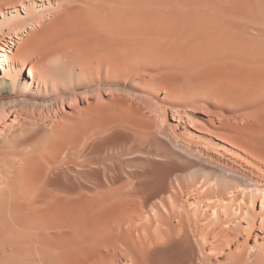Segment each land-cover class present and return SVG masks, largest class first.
I'll list each match as a JSON object with an SVG mask.
<instances>
[{
    "label": "bare ground",
    "instance_id": "bare-ground-1",
    "mask_svg": "<svg viewBox=\"0 0 264 264\" xmlns=\"http://www.w3.org/2000/svg\"><path fill=\"white\" fill-rule=\"evenodd\" d=\"M0 36V92L24 96L0 103V264H264L257 245L247 261L246 244L223 261L237 235L201 228L175 207L198 184L205 194H243L254 180L127 104L129 88L147 92L136 85L141 71H131L149 60L144 82L152 92L165 83L162 103L238 111L263 140L264 0H0ZM102 89L120 95L121 117L120 104L107 114L89 101L75 108L82 120L70 116L74 132L53 116L54 128L45 123L44 109L73 107ZM220 119L209 118L227 125ZM242 133L220 139L261 153L254 144L262 140Z\"/></svg>",
    "mask_w": 264,
    "mask_h": 264
},
{
    "label": "rangeland",
    "instance_id": "rangeland-1",
    "mask_svg": "<svg viewBox=\"0 0 264 264\" xmlns=\"http://www.w3.org/2000/svg\"><path fill=\"white\" fill-rule=\"evenodd\" d=\"M1 38L2 37L0 36V40ZM4 38L9 39V37L6 34ZM141 60H140V66L134 67L135 69L133 68L131 71L132 74L135 75L136 74L138 75L141 71V74L137 76L138 77L137 79L138 81L136 80L137 84L135 83V81L132 83L134 85L136 84L138 87L141 86L140 88L147 89L146 90L147 92L136 90L134 89V87L129 88L133 91V93H135L134 94L135 96L129 97V99H127L128 100L127 104L131 103L134 104V106L135 104H137L136 106H138L140 108L139 110L146 115L145 118L149 122L151 121L157 128H163V129L165 128L168 132L173 134V136L178 142L183 143L195 149V151L199 152L200 154H204L207 157L212 158L213 160L226 164L244 174H247L255 182L253 184V189H251L250 191L246 189L243 194H241L242 189L239 190L232 189L231 192L230 190H228L223 195H219L217 193L215 194V192L214 194L213 192L205 194L204 192L206 190L201 188L200 184H198L195 187L189 189L188 191L182 192L181 196L179 197V200L176 201L177 203L175 204V207L177 206L176 208L180 212L183 211L182 214L185 217L188 214L189 216L190 215L194 216L193 218L190 216L192 218L191 220H194V223L193 222L192 223L198 224L199 227L201 226L202 227L210 226L211 228L215 227L214 228L215 232L223 233L222 234L223 237L226 234L231 235L232 237L234 235L238 236V238L237 236H234L236 237V240L235 242L232 243L230 247L226 246L227 250L223 253L224 258L222 256L220 257L221 259H223V261H226L225 255L227 257L228 254H230L231 252L243 250L245 248L243 246L244 244H246L247 247V249L245 248L246 249L245 252H247L246 255L248 254L246 256L247 261H253L255 259V255L257 254L256 253L257 248H258L257 252H259L261 246L263 252L261 253L262 256L261 255L260 256L261 258H263L264 256L263 254L264 253V247H263L264 246V142H263L264 139L262 140V138H260L261 136L259 137V134L257 135V133H255L250 127L245 128L243 124L245 122H242L244 121V119L236 115L238 111L235 112V110H230V109H219L218 107L214 106L212 103L206 101H202L200 102L201 104H197L196 106L193 105L194 107L192 106L189 107L188 109H183L184 107L179 105L178 103H173V102L162 103L161 97L167 95L165 93V88H164L165 83H162L157 88H154L157 89L156 91L155 90L154 92H152L151 90L149 91V89L151 88L145 85L144 78H148L150 71V68H148V65L146 66V64H149V66L151 67L150 64L152 63L149 60H148L149 62L147 60L144 61L142 60L143 61L142 62ZM110 78H112V75ZM113 78L115 80H118L119 82H123L122 84L124 85L129 86V84H131L130 80H128L125 77L113 76ZM112 83L113 82H111V84L109 85L112 87L115 85L116 87L114 86L113 87L114 89H118L119 86H120L119 89H122L124 87V85L122 84L120 85L117 82H114L113 84ZM107 91L108 89H102L101 92L98 93L96 92V94L92 93L94 96L91 95L90 98L85 101L79 100L77 102L78 104L72 105L74 109L73 107H71V105L67 104L63 108L55 109L53 111L52 110L48 111L44 108L42 109L40 108L39 109L40 111L38 112V110L36 111L30 107L27 108L24 107L21 110L24 111L23 109H25V111H27L30 108L29 110L31 112L28 110L29 111L28 113L38 115L37 113H40L44 109L43 112L45 114L43 116L44 118H47L45 119V123L48 124V127L50 128L49 124L51 123V128H54L55 126L52 125L53 124L52 122H54V120L55 122L58 121L60 125L62 124L60 126L58 123L59 127H61V129L64 131L63 133H65L68 131H73V128L76 125V124L74 125V123L76 122V121L74 122V119L76 120L78 119V121L81 119L80 117H78L79 113L77 112H79L80 110L84 111V109H87L90 102L93 106L95 105L99 110L101 109V110H105V112L107 111L106 112L107 114H109L112 111L111 108L121 103L120 101L122 100V98L119 95L120 97L119 99L118 93L115 90H113L114 92L111 89H109L108 92ZM115 93L117 95L116 100L114 97L116 96ZM136 94H139V96L142 98L140 100L138 99L139 101L137 100V102L135 101L136 100L135 97L138 96ZM23 97L24 96L20 92H13V93L0 92V103L7 102L13 99H22ZM126 98H128V96ZM133 101L136 103H133ZM140 102H142V104ZM109 103H111L110 104L111 106H109ZM160 104L161 105L164 104L165 107H167L166 119L162 117L163 109H161V107L159 106ZM100 106H102V108ZM117 106L114 108L116 112V117H121L120 114L121 111L119 109V106L121 108V104ZM75 108L76 109L79 108L78 111ZM48 113L51 114L49 115ZM121 113H123V110ZM46 115L49 116L46 117ZM71 115L76 116V118L75 117H73L74 119L70 118ZM50 116L51 117L53 116L52 117L53 121ZM57 116L58 117L60 116V118L64 117L63 118L64 120L62 119V122H60V118H58ZM216 116L221 118L219 121H221L222 119L225 120L227 125L225 124L220 125L219 121L217 124L220 125L219 127H215L214 125H212L209 118ZM92 117H97V115L96 116L93 115ZM187 118L189 120L192 119L194 122L188 124L189 120ZM48 120L52 122L50 121L48 122ZM79 123L77 122V125ZM55 125H57V123ZM224 132L225 134L226 133L233 134V132L235 134L236 132H238L239 135H241V133L243 132L244 134L242 133V136H244L245 139L249 140L253 144L255 142V139L259 140L260 142L262 140V143L254 144L256 146L255 148H260L261 153L259 149L258 150L256 149L257 151H255L254 149L246 148L243 145L235 146L226 141L221 140L220 139L221 134H223ZM250 193L252 195H250ZM250 196L254 198V202L251 201ZM159 206L160 207L164 206V209L163 207H161L163 210L166 209L163 203H159ZM173 221L175 224H178L177 223L178 219L174 218ZM155 226L156 225L154 224L152 227L151 234H149V237L151 236L150 240L154 239L156 235L159 233ZM199 227H197V229Z\"/></svg>",
    "mask_w": 264,
    "mask_h": 264
}]
</instances>
